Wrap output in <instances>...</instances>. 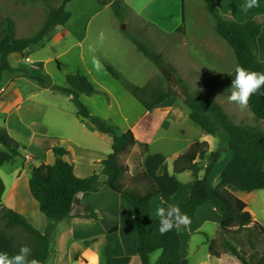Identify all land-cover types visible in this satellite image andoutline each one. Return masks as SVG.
<instances>
[{
	"label": "trees",
	"instance_id": "trees-1",
	"mask_svg": "<svg viewBox=\"0 0 264 264\" xmlns=\"http://www.w3.org/2000/svg\"><path fill=\"white\" fill-rule=\"evenodd\" d=\"M27 1L46 4L49 7L48 17L34 36L17 38L16 21L10 16L0 15V45H3L0 48V85L5 73L18 71L35 81L41 88L70 97L77 109V117L82 122L91 123L98 132L111 137L113 145L112 153L103 161L101 174L94 173L86 178L78 177L74 172V165L65 159L70 153L63 147L53 149L55 162L49 167V180L44 181L40 178L37 167L30 168L28 181L30 194L37 202L40 212L50 221L44 232L36 229L26 216L3 204L6 186L0 177V252H8L11 255L18 252L22 245H27L32 250L30 258L48 264L53 256L51 245L55 224L71 218L76 195L99 192L97 186L101 183V176H105L104 184L120 196V210L126 215L128 228L133 236V245L141 263L149 264L148 253L162 249L163 253L157 264H189V261L181 256L182 241L179 232L173 229L163 236L160 235L158 220L152 221L150 202L147 199H133L131 192L125 188L124 179L129 168L122 162V158L135 147L138 151L133 158L132 174L145 172L156 184L157 194L166 207L174 204L173 199L181 187L176 175L190 171L196 176L201 171V162L210 158L211 163L205 168L204 177L194 181L190 198L181 211L190 217L195 215L200 206L212 202L224 214V221L220 226V234L223 237L227 235L238 237L245 233L252 250L257 249V244L263 245V252L258 259L237 249L226 239L222 243L224 250L236 257L241 264H264V226L253 220L248 205L234 194L235 191L251 193L264 190V132L251 126L236 124L220 103L210 98H201L190 91L182 79L177 78L180 86L179 97L190 110V120L214 137L226 133L230 139L231 158L220 174L219 184L214 186L212 176L219 164L220 154H210L209 144L197 141L174 161L175 174L171 175L165 156L150 154L148 144L137 141L132 131L120 132L110 121L92 115L88 106L82 102L81 96H108L97 89L85 75L80 73L68 75L64 86H59L46 74H33L23 66L12 68L9 62L11 54L27 58L31 47L40 44L54 28L66 26L72 18V14L67 11V5L74 0H62L63 4L58 8L50 7L51 3L58 0ZM96 1L100 6H110L120 21L126 18L129 7L124 0ZM204 2L215 20L218 35L233 50L237 64L250 71L264 72V62L259 58L258 46L262 25L255 21L237 23L226 20L220 14L217 0ZM184 23L183 15V23L178 32H184ZM131 42L138 52L161 70L168 79L170 74L176 75L175 69L165 63L161 54L155 53L135 38H131ZM104 67L147 111L178 98L177 92L173 89L162 90L151 84L139 87L124 80L110 64L104 62ZM261 91H264V86ZM249 109L256 119L264 122V95L254 94L249 101ZM26 150V146L11 135L6 125L0 126V165L23 157ZM85 214L94 220L108 218L103 211L97 212L90 206L85 208ZM216 244L215 240L209 241V250L218 258L221 253L217 250ZM105 256L106 264H111L110 244L106 247Z\"/></svg>",
	"mask_w": 264,
	"mask_h": 264
},
{
	"label": "crops",
	"instance_id": "crops-1",
	"mask_svg": "<svg viewBox=\"0 0 264 264\" xmlns=\"http://www.w3.org/2000/svg\"><path fill=\"white\" fill-rule=\"evenodd\" d=\"M174 1L175 0H124L129 9L143 21L144 18L158 19L160 13L168 11L171 8L170 5ZM258 3V7L245 10V0H217V7L222 17L226 20H232L237 23L255 21L262 25V33L258 39L259 54L261 57L262 48L264 47V0H258ZM71 19L66 26L54 28V33H52L51 30L40 44L31 47L27 58H22L19 54H11L9 56V62L12 58H18L16 65L10 62L12 68L16 69L23 66L33 74H38L36 71H43L42 73L50 76L54 82L61 79L59 82L60 85L65 84L68 75L77 73L85 75L97 89L103 91L110 97V101L107 102L106 99L101 96L87 97L82 95L81 100L88 106L92 115L100 116L105 120H113L122 128L123 132L132 131L137 141L148 144L150 154H161L166 157L168 172L174 175V161L183 155L191 145L197 141L190 142L184 147L174 146L170 148V145L166 147L159 146L161 150H158V148L153 150V147L157 142L164 140L161 134L164 129L168 131L171 127L169 119L173 120V123L177 120H182V116L173 118V110L168 106L167 102L152 111H147L120 82L107 72L105 67L100 72L95 71L92 68L89 53L87 51L88 46L86 42L88 40V32L84 29L81 30L77 26L71 27ZM118 37L120 36L118 35ZM45 42H53L57 46H60V49L55 54L52 53L43 58L32 60L30 55L33 49L42 46ZM116 42L118 44L121 43L119 40L117 41V38ZM124 43L123 41L120 45L124 55L126 56L127 53L132 54V49L127 48V45H124ZM2 47L3 45H0V48ZM96 54L103 65L104 61H106L120 72V67L124 64L123 62L115 60L113 57H105L99 49ZM34 68H37V70H32ZM22 80L28 82V80L31 79L25 77L18 71L7 72L4 74L0 85V115L5 117L3 125L7 126L13 137V132L16 131V129L21 128V130L25 129L29 131L34 129V123L26 119L24 115L30 111V106L34 108V106L41 103L38 102V98L41 96L50 97L54 102L61 100L60 97H58L59 95L47 89H43L39 85L37 87L32 85L31 89L33 90L31 92L24 91L19 84ZM62 100V102L65 103L71 102L70 97H66ZM54 105L56 106L52 105L53 111L51 112V121L54 129L46 130L44 133L42 132L43 129H37L39 132L33 134L34 137L33 135L27 138L23 136V143L27 144V151H30L37 161H39L41 164L40 166L44 168V172L46 173L45 178L43 179L39 175L40 178L44 181L50 178L49 167L55 162V157L53 155V149L55 147H63L70 153L65 159L74 165V172L78 177L86 178L94 173L101 174L103 171V161L112 153L113 139L98 132L91 123L82 122L77 117V110L69 107L66 108L56 103ZM25 107L27 108L25 109ZM189 116L190 112L188 114V117ZM58 123H62L63 127L66 125V129H64L65 131H63L62 136L56 134L58 127L56 125H58ZM198 128L202 131V137L199 142H207L209 144L210 154H220L219 164L212 176L213 185L217 186L219 184L220 174L231 158L228 144L230 141L224 138V133L214 137L204 132L200 127ZM84 129L97 134L99 139L104 140L107 144V150L103 152L102 150H95L85 145L80 136V132ZM49 132H52L50 134H53V136H50ZM179 133L182 136L185 134L183 129H180ZM213 138L218 139L216 148L213 147ZM223 139H225L227 146V151L225 153L222 152L219 144ZM32 142L35 144H32ZM137 151V148L132 147L127 155L122 158V162L129 168L124 179L125 188L131 192L133 199H147L150 202L152 221H156L158 220L155 216L156 208L158 206H166L162 203L161 198L157 194L156 184L145 172L136 175L132 174L134 166L133 158ZM170 160H173V169L169 166L168 161ZM210 163V158L201 162V171L196 176L190 171L184 172L188 173L189 178L187 184L181 183V187L173 199L175 205H178L181 209L184 208L190 198L194 181L204 177L205 168L208 167ZM39 171L40 168L38 169V173ZM184 173L177 174V178ZM104 181L105 176H101V183L97 186L99 189L98 193H80L76 195L71 218L56 223L59 225H56L52 243L56 246L60 245L61 247L79 243L81 244L80 247L83 252L79 251L72 254L67 252L65 255H59L52 250L53 256L49 261L50 264H63L62 262L65 260H67L68 264H93L88 257V251L91 248L95 249V246L97 253H99L101 257L100 264H106L105 253L108 244L111 245V264H142L133 245V236L128 228L126 215L120 210V196L109 189L104 184ZM257 192L258 191L247 193L235 191L234 194L248 205V211L251 213L253 220L259 222L249 204L251 198L258 196ZM15 195L19 197L21 195V198L24 196L26 197L24 199L26 204H24V207L21 206L23 215L27 217L29 222L36 229L40 232H44L50 221L40 212L39 206L31 196L30 191L29 194L27 191H17ZM97 195L104 197L102 202L93 199V197ZM29 204L32 205L34 209L36 207L37 214H28V212L30 213V211H28L30 207L27 206ZM88 206L94 208L97 212L103 211L108 218L100 220L88 218L85 214V208ZM189 218L191 221L189 226L187 228L182 227L179 231L182 241V258L187 259L189 264H241V262L230 253L220 251L221 255L218 258L210 253L209 241L218 240V230L217 232L215 230L216 238H210L205 234L206 241L201 243V245H199L198 242L191 252L190 248L193 236L203 233L204 227L208 223L215 225L217 227L216 229L220 228L224 221V214L220 208L215 206L212 202H206L196 210L195 215ZM124 236L126 242L124 241Z\"/></svg>",
	"mask_w": 264,
	"mask_h": 264
},
{
	"label": "rangeland",
	"instance_id": "rangeland-1",
	"mask_svg": "<svg viewBox=\"0 0 264 264\" xmlns=\"http://www.w3.org/2000/svg\"><path fill=\"white\" fill-rule=\"evenodd\" d=\"M62 4L63 1L58 0L51 3L50 7L58 8ZM170 7L168 11L160 13L158 19L144 18V21L138 18L131 9L128 10L126 18L120 21L114 15L110 6H100L96 0H74L67 5V11L72 14L71 27L77 26L81 30H87V46L90 43H95L101 32L104 33V41L102 45H99L98 49L105 57H113L115 60L124 63L122 67H120L121 69L119 72L124 80L139 87L151 84L162 90L173 89L177 92L178 98L169 100L167 104L173 110L172 117L182 116V120H177L172 123L173 120L169 119L171 127L168 131L167 129L162 131L161 137H164V140L157 142L153 150L157 148L161 150L159 146L166 147L167 145H170V148L174 146L184 147L190 142L201 140L202 131L189 119L188 114L190 110L179 97L180 86L177 82V78L182 79L190 91L201 98H210L220 103L236 124L251 126L264 132V122L256 119L249 107L247 110L241 111L235 104L229 103L227 100V96L230 93H225V90L230 87L234 79L235 68L238 64L231 47L218 35L215 20L204 0H175ZM48 13L49 7L43 2L0 0V15L10 16L16 21L17 38L34 36L45 24ZM183 15L185 30L184 32H178L179 27L183 23ZM51 32L54 33V30ZM118 35L120 37H118ZM130 37L135 38L155 53L161 54L164 57L165 63L171 65L175 69L176 75L173 76L170 74V78L168 79L161 70L136 50ZM116 38L117 41L119 40V42H121L120 44L116 42ZM123 41L125 42L124 45H127V48L132 49V54L127 53L126 56L124 55L122 52L123 49L120 47ZM59 47L60 46H57L53 42H45L42 46L33 49L30 55L31 59L36 60L52 53L55 54L60 49ZM259 58L264 62V47L262 48L261 57L259 54ZM17 59L18 58H12L10 62L16 65ZM32 70H37V68ZM36 72L40 74L43 71ZM230 73L232 75H229ZM60 81L61 79L54 83L59 86H64L59 84ZM19 84L26 92H31L33 90L31 89L32 85L38 86L36 82L31 80H28V82L22 80ZM57 95H59L60 101L54 102L50 97L41 96L37 99L38 102H41L40 104L34 106V108L30 106V111L26 113L24 117L34 123V129L30 131L25 129L21 130V128L16 129V131L13 132L16 140L26 146L27 144L23 143V136L26 138L32 136L36 132H39L37 129H43V133L49 129L53 130L54 126L51 121V112L53 111L52 105L56 106L54 105L55 103L63 107L65 106L66 108L69 107L77 110L72 102H62V99L68 96L63 94ZM99 96L104 97L107 102L110 101L108 95V97L103 95ZM26 108L27 107H25V109ZM4 118L5 117L0 115V126L4 124ZM108 121L116 126L120 132H123L122 128L113 120L108 119ZM56 126H58L56 134L62 136L63 131H65L64 129H66V125L63 127L62 123H58ZM180 129H183L185 132L183 136L179 133ZM50 133L52 132H49V134ZM50 136H53V134H50ZM80 136L85 145L95 150H102L103 152L107 150L106 142L99 139L97 134L84 129L80 132ZM224 138L230 141L226 133H224ZM212 142L213 147L216 148L218 139L213 138ZM32 144L35 143L32 142ZM219 144L222 152L225 153L227 151L225 139L221 140ZM168 162L170 168L173 169V160ZM40 165L41 164L37 161L35 156L27 150L23 152V157H17L11 163L0 165V177L6 186V193L3 198L4 205L23 214L21 206L24 207V204H26L24 200L26 197L24 196L21 198V195L19 197L16 196L15 193L17 191H27L29 194L28 181L31 167L35 166L37 169L40 168L39 175L41 178H45L46 173L44 172V168ZM188 178V173H184L178 180L180 183L187 184ZM257 193L258 196L251 198L249 204L252 211L256 214L259 223L264 226V190L258 191ZM93 199L102 202L104 197L97 195L93 197ZM27 206L30 207L28 208V211H30V213L28 212L29 215L37 214L36 207L34 209L30 204ZM56 225L59 224H55V229ZM216 228L217 227L212 223H208L204 227L203 233L194 235L191 241V252L198 242L199 245H201V243L206 241L205 234L210 238H216L215 234L218 230L219 237L218 240H216V248L218 251L228 252L224 250L222 246V243L226 239L242 252L248 255H254L256 259L261 256L263 245L257 244V249L252 250L245 233L238 237L230 235L223 237L220 234V228ZM123 238L126 242L125 236ZM80 245L81 244L76 243L74 245L61 247L60 245L56 246L52 243L51 248L59 255H65L67 252L71 254L79 251L83 252ZM94 248L95 249L91 248L88 251V257L93 264H100V254L97 253L96 246ZM62 263L68 264L67 260Z\"/></svg>",
	"mask_w": 264,
	"mask_h": 264
},
{
	"label": "clouds",
	"instance_id": "clouds-1",
	"mask_svg": "<svg viewBox=\"0 0 264 264\" xmlns=\"http://www.w3.org/2000/svg\"><path fill=\"white\" fill-rule=\"evenodd\" d=\"M258 6V0H245V10ZM103 41L104 33L101 32L97 41L90 43L87 48L92 68L97 72L104 69L103 63L96 54L99 45H102ZM229 75L232 74L230 73ZM262 86H264V72L250 71L238 65L235 68L234 79L230 87L225 90V93H230L227 96V100L229 103L235 104L241 111L247 110L249 101L254 94L264 95V91H261ZM155 216L158 218V230L162 236L173 229L179 232L182 227L187 228L191 223L189 216L183 213L181 208L175 204H169L167 207L158 206ZM31 253L32 250L27 245H22L18 252L11 255L8 252H0V264H42L40 260L30 258ZM162 253V249L156 253H148L149 264H156Z\"/></svg>",
	"mask_w": 264,
	"mask_h": 264
}]
</instances>
